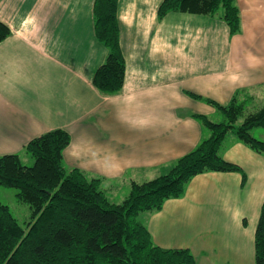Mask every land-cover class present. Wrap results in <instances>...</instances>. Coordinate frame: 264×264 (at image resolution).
<instances>
[{"label": "crops", "instance_id": "0c3cea01", "mask_svg": "<svg viewBox=\"0 0 264 264\" xmlns=\"http://www.w3.org/2000/svg\"><path fill=\"white\" fill-rule=\"evenodd\" d=\"M160 1L118 0L125 76L107 95L91 82L106 54L93 31V0H0V20L11 30L0 41V155L21 156L28 140L61 128L70 135L64 166L99 177L105 193L160 175L206 137L191 113L221 121L220 111L189 93L221 104L237 94L247 110L264 106V0H234L233 34L217 15L158 18ZM226 135L219 153L242 167L245 182L236 171L196 174L143 220L155 244L204 253L201 264L226 263L225 235L234 228L253 249L248 219L256 225L264 198V155ZM240 240L238 253L248 246Z\"/></svg>", "mask_w": 264, "mask_h": 264}, {"label": "trees", "instance_id": "16d2710c", "mask_svg": "<svg viewBox=\"0 0 264 264\" xmlns=\"http://www.w3.org/2000/svg\"><path fill=\"white\" fill-rule=\"evenodd\" d=\"M118 0H93V31L106 49L91 82L101 93H118L124 82L125 60L120 46ZM171 11L217 15L236 33L240 27L234 0H161L157 17ZM0 20V41L10 34ZM220 111L221 121L191 113L208 131L189 152L177 158L160 175L131 181L121 202H111L99 177L78 168H66L62 152L70 141L61 128L47 130L23 146L33 162L23 164L18 153L0 155V185L16 190L28 204L30 217L21 225L9 207L0 202V264H196L189 248L155 244L138 216L159 210L167 198L184 193L188 181L207 171H236L245 182L242 167L224 159L220 145L228 131L251 150L264 155V140L252 135L264 127V106L247 110L234 94L225 103L189 93ZM253 264H264V198L253 236Z\"/></svg>", "mask_w": 264, "mask_h": 264}, {"label": "rangeland", "instance_id": "374dc122", "mask_svg": "<svg viewBox=\"0 0 264 264\" xmlns=\"http://www.w3.org/2000/svg\"><path fill=\"white\" fill-rule=\"evenodd\" d=\"M247 107V106H246ZM222 119H225L222 115ZM213 120H216L215 117H213ZM251 133L253 136L263 139L264 140V127H256L252 128ZM227 139H234L236 138L234 133L232 131H228L226 135ZM20 160L23 164L31 165L33 162V159L28 154H23L20 156ZM129 189L128 185H124L123 183H117L115 184L114 188L110 187L106 189V196L111 202H121L127 193ZM16 190L12 187H6L0 185V202L6 204L12 215L17 219V221L23 226L25 225L26 221L29 220L30 217V208L27 203L22 202L18 200L15 196ZM148 212H142L139 214L138 218L143 221L146 217ZM255 221L256 219L249 218L248 219V225L247 230L250 232L254 230L255 227ZM228 229V228H227ZM252 233V232H251ZM248 235L245 233H242L239 229H231L226 232V245H229V250H226V263L224 264H253V249H252V239L249 240L247 237ZM241 237L244 239H247L248 246L243 248L242 251L239 253H242L239 255L238 248L239 244L241 242ZM233 244L232 251L230 243ZM204 253L196 254V264H201L200 257ZM218 254V253H217ZM215 257V256H212ZM214 258H211L209 260H212ZM214 263L215 260H212ZM204 263V262H203ZM202 263V264H203ZM211 264V263H210ZM220 264V263H215Z\"/></svg>", "mask_w": 264, "mask_h": 264}]
</instances>
